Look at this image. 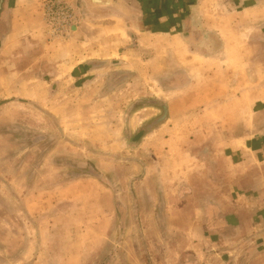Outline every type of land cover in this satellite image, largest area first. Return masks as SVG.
Returning a JSON list of instances; mask_svg holds the SVG:
<instances>
[{"label": "rangeland", "instance_id": "1", "mask_svg": "<svg viewBox=\"0 0 264 264\" xmlns=\"http://www.w3.org/2000/svg\"><path fill=\"white\" fill-rule=\"evenodd\" d=\"M51 4H59L56 16L70 12L77 25L76 2L42 0L40 5L48 41L67 45L73 28L68 36L53 38L46 18ZM45 56L18 52L10 63L32 67L28 79L43 84L29 87L34 99L2 103L8 108L0 113V264L177 260L181 247L173 224L186 221L189 206L201 208L210 197L201 185L205 196L197 198L192 181L183 200L172 191L185 183L181 177L196 173L197 159H204L201 144L217 138L208 129H220L221 143L245 135L259 141L264 102L253 100L263 92L264 71L246 74L241 58L235 69L219 70L226 74L214 76V87L210 76L217 70L203 68L198 58L192 59L191 68L164 70L137 66L127 57L124 65L75 82L73 54L61 52L57 69L52 68V55ZM178 60L170 65L175 67ZM232 72L235 86L229 87L223 77ZM204 77L210 84L202 88ZM243 83L251 105L235 101L234 116L210 115L218 113L213 107H223L216 98L229 90L238 97ZM245 126H251L247 133L242 132ZM228 127L235 133H224ZM245 224L247 229L221 239L213 254L227 264H264V221L251 214ZM194 251L185 252L187 259L195 258Z\"/></svg>", "mask_w": 264, "mask_h": 264}, {"label": "crops", "instance_id": "2", "mask_svg": "<svg viewBox=\"0 0 264 264\" xmlns=\"http://www.w3.org/2000/svg\"><path fill=\"white\" fill-rule=\"evenodd\" d=\"M41 2L0 0V113L7 111L8 106L2 105L6 101L34 99L29 87L43 84L38 79H28L32 67L10 64L18 52L52 55L53 69L58 68L61 52L73 54L75 82L97 70L124 65L127 57H132L137 66L164 70L191 68L192 59L198 58L203 68L217 70L210 76L211 84L205 77L201 78L202 88L209 84L215 87L217 77L226 74L219 70L235 69L241 58L245 73L248 70L251 75L253 69L254 73L264 71V0H75L79 23L72 27L70 40L64 46L48 41L40 13ZM175 59L179 64L172 67L170 62ZM232 73L223 77L229 87L235 86ZM56 76L57 73L52 75ZM243 85L245 88L238 97L229 90L227 95L216 98L223 107H213L212 111L218 113L210 115L234 116L235 101L251 105L247 83ZM261 91L256 93L254 102H264V87ZM259 116L258 142L245 135L221 143L220 129H208L213 135L217 133V138L212 136L206 144H201L203 161L197 159L196 173L181 177L180 181L185 183L174 189L172 195L183 200L190 195L188 184L192 181L196 197L205 196L203 189L210 200L201 208L196 204L189 206L186 221L173 224L181 247L179 254L176 253L177 260L163 258L155 264H227L226 258L213 254L219 249L215 245L221 239L229 240L236 230L247 229L245 221L251 214L264 221V109ZM205 130L206 127L202 129ZM250 130L251 126H245L242 132ZM223 131L235 133L230 127ZM194 245L195 248L190 247ZM190 249H195L196 255L187 259L185 252ZM219 259L223 261L217 263Z\"/></svg>", "mask_w": 264, "mask_h": 264}, {"label": "built area", "instance_id": "3", "mask_svg": "<svg viewBox=\"0 0 264 264\" xmlns=\"http://www.w3.org/2000/svg\"><path fill=\"white\" fill-rule=\"evenodd\" d=\"M68 10L67 7L62 8V10ZM60 10L59 4H51L48 10V15H47V20H48V24L50 22V24L53 25V32H52V36L53 38H59L60 36H63V34H66L68 36V32L72 29L74 25V21H75V16L72 15L70 12L69 13H64L61 14L58 13L59 15H55V12H58ZM56 25V28H54Z\"/></svg>", "mask_w": 264, "mask_h": 264}]
</instances>
